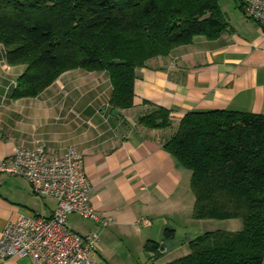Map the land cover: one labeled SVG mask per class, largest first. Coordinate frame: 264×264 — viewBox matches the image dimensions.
Returning <instances> with one entry per match:
<instances>
[{"label": "crops", "instance_id": "1", "mask_svg": "<svg viewBox=\"0 0 264 264\" xmlns=\"http://www.w3.org/2000/svg\"><path fill=\"white\" fill-rule=\"evenodd\" d=\"M219 6L226 29L216 38L199 35L146 61L135 71L132 107L116 114L104 71L68 70L37 96L14 98L24 67L9 65L0 45V159L17 146L37 143L44 144L50 158L68 148L82 155L89 204L113 223L101 228L70 214L67 225L80 235L99 233L94 258L100 264H165L187 252L196 221L211 220L193 218L191 173L165 147L186 113L264 114V34L247 16L243 0H219ZM153 106L169 110V127L139 122ZM56 204L52 197L35 195L24 177L0 174V234L19 215L51 216ZM139 217L150 225L136 224ZM166 230H173L174 237L165 239ZM151 242L159 245L158 258L148 251ZM0 264H28V259Z\"/></svg>", "mask_w": 264, "mask_h": 264}, {"label": "trees", "instance_id": "2", "mask_svg": "<svg viewBox=\"0 0 264 264\" xmlns=\"http://www.w3.org/2000/svg\"><path fill=\"white\" fill-rule=\"evenodd\" d=\"M226 26L218 0H0L6 62L24 67L16 99L35 97L63 72L83 69L108 74L113 110L130 108L136 69L196 36L216 38ZM139 122L169 127V110L153 106ZM165 147L191 173L194 219L242 223L194 236L184 255L165 264H262L264 114L188 112ZM173 237L165 231V239ZM158 247H148L154 259Z\"/></svg>", "mask_w": 264, "mask_h": 264}, {"label": "built area", "instance_id": "3", "mask_svg": "<svg viewBox=\"0 0 264 264\" xmlns=\"http://www.w3.org/2000/svg\"><path fill=\"white\" fill-rule=\"evenodd\" d=\"M247 16L264 34V0H243ZM0 174L22 176L32 192L52 197L56 208L49 217L27 213L9 221L0 234V262L10 258H27L28 264H100L95 258L100 235L74 232L67 217L77 214L105 228L113 218L98 214L89 204L90 185L83 170V157L74 148L50 158L45 146L15 147L10 156L0 159ZM138 225L149 226L150 220L139 217Z\"/></svg>", "mask_w": 264, "mask_h": 264}, {"label": "rangeland", "instance_id": "4", "mask_svg": "<svg viewBox=\"0 0 264 264\" xmlns=\"http://www.w3.org/2000/svg\"><path fill=\"white\" fill-rule=\"evenodd\" d=\"M219 1V0H218ZM231 12L227 11V14L229 15ZM81 221H84L80 219ZM239 225L240 229L242 227V223L240 219H226V220H209V221H196V226L193 227V230H196V236L199 234H202L206 231H212V230H218V229H225V230H236V225ZM237 229V230H238ZM190 229L188 231L191 232ZM180 235L182 234L181 231ZM184 232V230L182 231Z\"/></svg>", "mask_w": 264, "mask_h": 264}, {"label": "water", "instance_id": "5", "mask_svg": "<svg viewBox=\"0 0 264 264\" xmlns=\"http://www.w3.org/2000/svg\"><path fill=\"white\" fill-rule=\"evenodd\" d=\"M113 114H116V110L113 111ZM163 244H160V250H162Z\"/></svg>", "mask_w": 264, "mask_h": 264}]
</instances>
